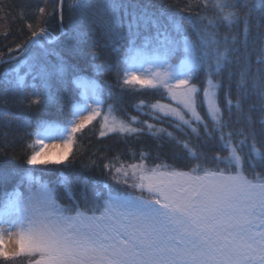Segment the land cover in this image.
Instances as JSON below:
<instances>
[{
    "label": "snow or ice",
    "instance_id": "1",
    "mask_svg": "<svg viewBox=\"0 0 264 264\" xmlns=\"http://www.w3.org/2000/svg\"><path fill=\"white\" fill-rule=\"evenodd\" d=\"M202 5L203 14L184 17L163 0H58V36L40 27L0 52V64L10 65L0 84L31 97L29 107L58 104L70 86L79 96L64 122L41 120L28 133L26 167L0 161V189L12 184L0 190V264H264V0ZM44 12L39 8L42 20ZM97 48L114 59L103 60ZM89 58L102 61L91 64L94 76L114 72L123 90L168 99L135 108L188 138L138 116L110 118L112 105L99 135L147 130L178 146L188 170L150 166L144 152L127 167L104 164L112 181L140 193L133 195L86 177L76 188L64 171L48 167H68L77 133L101 116L104 89L81 74ZM200 73L203 87L192 82ZM9 116L0 93V125ZM52 171L56 178L45 179ZM58 189L69 203L60 202Z\"/></svg>",
    "mask_w": 264,
    "mask_h": 264
},
{
    "label": "trees",
    "instance_id": "2",
    "mask_svg": "<svg viewBox=\"0 0 264 264\" xmlns=\"http://www.w3.org/2000/svg\"><path fill=\"white\" fill-rule=\"evenodd\" d=\"M157 3L160 0H156ZM258 3V0H253ZM58 0H0V52L7 55V49H15L16 45L23 44L31 35L32 31H37L40 27H47L48 31L58 36L60 34V20L56 14ZM166 8L182 14V16H193L203 14L202 0H163ZM43 7L45 12L43 14L44 20L41 19L39 8ZM64 29H69V17L71 13L67 6L64 8ZM46 21V23H45ZM187 22L185 21V24ZM28 24H32V28H28ZM221 31H224L221 29ZM103 44L104 41L102 40ZM58 48H63V42L57 45ZM95 51L99 52L103 60L111 62L114 57L111 55L110 49L97 48ZM181 58V54H177L176 60ZM255 61V57H253ZM76 63V61H72ZM101 60L92 61L89 58L87 64L80 62V67L83 69L82 75L95 78L97 82L103 87V104L101 109V116L97 117L87 128L81 133H77L76 142L73 144L70 155L67 157L66 164L69 165H49V168L60 169L65 172L73 180V185L76 188L80 186L82 178H89L90 180L99 181L101 184L108 183L114 188L121 191H127L131 194L139 195L138 191L130 187L119 184L111 180L109 169L104 168V164H113L115 167L123 165L127 167L132 163H139V156L141 152L148 153L149 158L146 160L148 165L159 164L167 162L173 167L188 170L190 161L184 157L182 150L172 142H165L157 139L145 130L139 136H128L117 133H109L107 136L101 137L100 131L103 124L102 117L109 115L108 106H113V111L110 115L117 119L127 120V116H138L140 120L148 119L149 123L156 124V127L167 128L168 131L173 132L174 135L181 139L188 137L183 136L176 131L168 123H159L150 119L147 116L141 115L135 106L141 101L145 103H154L159 100L161 103H170L166 98L159 94H154L148 90L141 92H132L123 90L117 81L114 72L94 76L92 63H100ZM10 67L9 64H1L0 72ZM255 69V63L253 64ZM30 82V81H29ZM198 87L204 86V75L200 73L197 78L192 81ZM7 87V92H5ZM0 93H3L5 99L8 101V117L9 123L7 125H0V161L7 160L10 166L26 167L25 159L30 149H27V144L31 137L29 132L33 131L37 123L41 120L64 122L68 118L72 103L79 99L78 90L74 86H70L67 90L59 94V103L51 105H41L29 107L31 97H22L10 85L5 86L0 84ZM233 98H235V88L233 87ZM221 105L223 106V93H221ZM148 112V108H144ZM201 114L204 110L200 109ZM138 126V125H133ZM187 131V130H186ZM202 132V130H201ZM192 134L189 133V136ZM193 145L198 141L191 139ZM5 144L7 145L5 151ZM209 156L214 154V148L208 147L204 149ZM118 157V159H117ZM94 162V164H93ZM213 165L209 164V167ZM43 167V166H41ZM114 171V168L112 169ZM57 172L52 171L45 174V179L54 180ZM129 183L132 182L129 180ZM12 184L9 183L0 190H9ZM91 187V184L89 185ZM60 193V202L67 204L69 201L64 198L62 189H58ZM146 195V193H145ZM79 198V197H77ZM17 264H23L21 260Z\"/></svg>",
    "mask_w": 264,
    "mask_h": 264
},
{
    "label": "rangeland",
    "instance_id": "3",
    "mask_svg": "<svg viewBox=\"0 0 264 264\" xmlns=\"http://www.w3.org/2000/svg\"><path fill=\"white\" fill-rule=\"evenodd\" d=\"M101 109H102V106H101ZM111 116H112V115H110V118H111ZM72 147H73V146H72ZM71 150H72V148L69 150V154H68V156L70 155ZM68 156H67V157H68ZM129 180L132 182V179H131V178H130ZM133 195H135V194H133Z\"/></svg>",
    "mask_w": 264,
    "mask_h": 264
},
{
    "label": "water",
    "instance_id": "4",
    "mask_svg": "<svg viewBox=\"0 0 264 264\" xmlns=\"http://www.w3.org/2000/svg\"><path fill=\"white\" fill-rule=\"evenodd\" d=\"M0 66H1V64H0Z\"/></svg>",
    "mask_w": 264,
    "mask_h": 264
}]
</instances>
